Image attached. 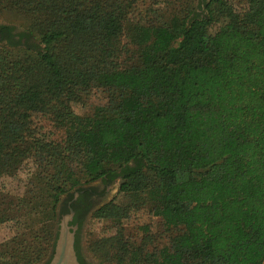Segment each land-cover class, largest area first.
<instances>
[{
    "label": "trees",
    "instance_id": "16d2710c",
    "mask_svg": "<svg viewBox=\"0 0 264 264\" xmlns=\"http://www.w3.org/2000/svg\"><path fill=\"white\" fill-rule=\"evenodd\" d=\"M137 1L0 0L30 19L19 37L0 24V178L33 165L15 200L0 192L17 211L0 213L15 233L0 264H39L40 238L98 178H120L118 194L140 200L125 205L148 202L170 235L119 234L109 262L264 264V0ZM93 88L106 100L75 112ZM109 203L94 215L128 217Z\"/></svg>",
    "mask_w": 264,
    "mask_h": 264
},
{
    "label": "rangeland",
    "instance_id": "374dc122",
    "mask_svg": "<svg viewBox=\"0 0 264 264\" xmlns=\"http://www.w3.org/2000/svg\"><path fill=\"white\" fill-rule=\"evenodd\" d=\"M130 0H122V3L126 5V8L129 6ZM153 2L154 0H138L137 4H142V2ZM232 2H245L246 0H231ZM198 0H171L168 10H180L181 8L190 4V6H197ZM247 4V3H246ZM201 11L200 7L197 9ZM0 21L2 23H6L9 25H13L19 31H23L26 29L30 24V19L22 12H19L16 8H11L7 10L0 11ZM217 29V26L214 24L210 27V31L214 32ZM35 41L39 40L35 39ZM127 41V39H126ZM128 48V52L126 55H123V60L128 62H136L138 59V50L133 44L127 42L126 49ZM108 95L107 91H103L100 89H91L88 92H85L81 96L80 102H73L70 103V106L75 110L77 113H84L87 110L91 109L92 106L103 104L106 100V96ZM32 162L29 160L25 161L19 170H14L11 167H7L6 175H3L0 178V192L7 193L10 196L12 195L13 200L16 199V196L21 195L24 190L26 189L27 185V178L30 174V169L32 168ZM103 180L101 178L83 182L84 186H93L98 191L104 192L103 188L105 185L103 184ZM121 180L117 178L116 180L112 181L108 185V189L106 190L105 194L101 195V198L97 201L94 205L95 207L92 209L94 210L96 207L102 206L105 203H109V206L116 207L120 210L129 209V215L126 218H122V220H117V213L109 211L108 213L102 216H95L93 211L91 210L87 215V218L80 229V238H81V246L86 254L87 258L95 264H114V261H108L105 257V250L111 248V242L113 237L119 234H125V236L129 237L132 236L133 238L138 235V226H142L147 224L150 226L152 231L157 235L155 238L154 244H161L169 239V234L167 231L164 230V226L162 224V220L152 214L150 211L149 203H142L137 205L138 207L135 208V205H125L128 203H132L131 201H139L137 198H132L131 196H123L118 194L119 187H120ZM74 191V189H73ZM2 195H0L1 197ZM15 196V197H13ZM67 195L63 194L62 199L59 202L56 210L57 213H60L61 203L64 199H66ZM6 203L1 207L0 213L6 215V218L14 216L16 213V209L10 203L12 200H9L10 197L2 198ZM122 200V203H120ZM116 205V206H115ZM21 214V211H19ZM62 218V215H59L55 218L54 224L50 226L46 233H44L43 237L40 238V244L44 243L47 245V252L45 257H43L39 264H46L49 257L52 254L53 250V243L56 241L57 232L59 228V222ZM14 222L6 221L0 223V246L6 243L15 233H14ZM34 233L31 234L33 236ZM110 241H106V240ZM100 244H103L101 247ZM150 246V245H149ZM151 247V246H150ZM47 260V261H46Z\"/></svg>",
    "mask_w": 264,
    "mask_h": 264
},
{
    "label": "flooded vegetation",
    "instance_id": "af4514ba",
    "mask_svg": "<svg viewBox=\"0 0 264 264\" xmlns=\"http://www.w3.org/2000/svg\"><path fill=\"white\" fill-rule=\"evenodd\" d=\"M0 24H6V23H0ZM12 31H13V33L16 34V37H19V35H18L19 30L18 29L14 28ZM103 184L105 185L103 187V188H105L104 192H100L98 190L90 191L89 193L85 194L82 199H80V194H81V192H83V190H80V191L75 190V191H78L79 193L77 195H75L74 194L75 191H74L72 198H69V200H68V205H69L68 212L61 213V215L63 216L66 213H70L71 211L73 212L72 217L69 220V224L76 226L74 247L76 249L77 256H78L79 260L83 264H95L92 261H90L87 258L86 254L84 253L82 246H81L82 242H81V238H80L79 234H80V229L82 228V225L84 224V222L87 218V215L95 207V206L92 207V205L97 203V201L101 198V195L105 194L106 190L108 189L109 183L104 182ZM64 200H66V199H64ZM75 201H77V203L75 204V207H73L72 204Z\"/></svg>",
    "mask_w": 264,
    "mask_h": 264
},
{
    "label": "water",
    "instance_id": "95a60500",
    "mask_svg": "<svg viewBox=\"0 0 264 264\" xmlns=\"http://www.w3.org/2000/svg\"><path fill=\"white\" fill-rule=\"evenodd\" d=\"M0 23H2L0 21ZM79 192L75 191V195ZM72 211L62 216L59 222V228L52 254L46 264H83L74 247L75 228L76 226L69 224L72 217Z\"/></svg>",
    "mask_w": 264,
    "mask_h": 264
}]
</instances>
